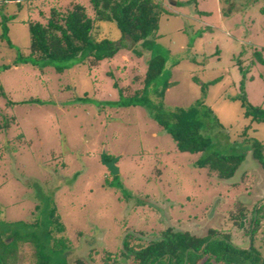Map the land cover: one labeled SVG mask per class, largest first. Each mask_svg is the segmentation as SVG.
I'll use <instances>...</instances> for the list:
<instances>
[{"label": "rangeland", "instance_id": "obj_1", "mask_svg": "<svg viewBox=\"0 0 264 264\" xmlns=\"http://www.w3.org/2000/svg\"><path fill=\"white\" fill-rule=\"evenodd\" d=\"M50 1L64 8L72 0ZM76 1L90 10L89 0ZM159 1L168 13L136 44L100 22L96 38L120 44L94 63L89 50L67 61L34 59L27 7L0 0V112L15 119L0 132V231L44 228L54 206L71 264H102L104 252L119 253L125 239L144 245L166 227L197 236L213 228L236 246L250 245L248 222L235 226L230 214L264 200V169L251 154L254 141L264 142V121L250 122L240 98L264 108V0ZM155 56L164 67L152 88L172 83L162 107L122 105L120 89ZM202 84L209 150L243 155L226 179L197 167L199 154L177 150L154 118L203 98ZM103 156L115 159L118 173ZM252 242L264 255L262 230ZM25 251L22 264H29L33 251Z\"/></svg>", "mask_w": 264, "mask_h": 264}, {"label": "trees", "instance_id": "obj_2", "mask_svg": "<svg viewBox=\"0 0 264 264\" xmlns=\"http://www.w3.org/2000/svg\"><path fill=\"white\" fill-rule=\"evenodd\" d=\"M15 1L19 7L25 4L28 10V52L34 59L67 61L82 51L89 50L94 63H98L101 58L114 54L120 44L119 41L106 37L96 38L100 22L114 23L122 39L136 44L154 34L160 17L168 13L159 0H89L90 10L76 0L70 1L64 8L59 6V1L49 0L51 3L47 12L43 7L49 2L46 3L45 0ZM36 13L42 20L33 18ZM3 28L6 33L7 27ZM106 48L110 50L104 52ZM163 67L164 59L155 56L142 73L134 74L131 85L120 89V94L124 97L122 105L162 107L165 92L172 83L166 79L161 87L152 86ZM201 90L203 98L194 104L157 113L154 118L170 135L177 150L199 154L194 162L197 167L204 168L209 175L226 179L235 173L243 155L209 150L211 140L201 133V116L210 113L211 108L204 103L205 84L201 85ZM151 93L158 105L150 97ZM240 98L244 108L243 115L250 117V122L264 121L262 105H251L244 95ZM14 123L13 117H6L0 112V132ZM263 151V141H254L251 144L252 156L264 169ZM110 158L112 157L105 156L106 160ZM235 208L230 214L234 225L242 227V223L248 222L246 233L250 234L251 243L247 248L233 244L230 234L225 231L211 228L207 234L197 236L167 227L161 231L159 238L149 240L144 245H136L125 239L119 253L104 252L102 264H264L263 253L252 242L256 232H264V200L250 210H245L244 207ZM47 218L49 225L44 228L37 225L33 231L25 233L18 228H5L0 231V264L24 263L27 259V246L33 251L28 256L29 264H71L64 260L71 242L61 234L64 227L56 207L49 209ZM23 224L25 226L28 223ZM73 264L87 263L76 258Z\"/></svg>", "mask_w": 264, "mask_h": 264}, {"label": "water", "instance_id": "obj_3", "mask_svg": "<svg viewBox=\"0 0 264 264\" xmlns=\"http://www.w3.org/2000/svg\"><path fill=\"white\" fill-rule=\"evenodd\" d=\"M102 161L105 164V166L108 168V170L112 173V174H116L118 173V167L115 164V159H110V160H106L105 157H102Z\"/></svg>", "mask_w": 264, "mask_h": 264}, {"label": "flooded vegetation", "instance_id": "obj_4", "mask_svg": "<svg viewBox=\"0 0 264 264\" xmlns=\"http://www.w3.org/2000/svg\"><path fill=\"white\" fill-rule=\"evenodd\" d=\"M259 205V204H258ZM167 228V227H166ZM170 228H172V227H170ZM173 229V228H172ZM164 230V229H163ZM174 231H179V230H175V229H173ZM162 231V230H161ZM181 232H185V231H181ZM188 232V231H187ZM190 233V232H189ZM160 234H161V232H160ZM160 234H159V236H157L156 238H159L160 237ZM190 234H192V233H190ZM153 239H155V238H153ZM153 239H149V240H153ZM148 240V241H149ZM147 242V241H146ZM249 247V246H248ZM241 248H247V247H241ZM130 255V254H129ZM124 264V263H123Z\"/></svg>", "mask_w": 264, "mask_h": 264}]
</instances>
